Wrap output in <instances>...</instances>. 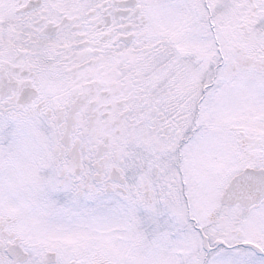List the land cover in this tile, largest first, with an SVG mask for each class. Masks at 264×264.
Wrapping results in <instances>:
<instances>
[{
	"label": "snow or ice",
	"instance_id": "snow-or-ice-1",
	"mask_svg": "<svg viewBox=\"0 0 264 264\" xmlns=\"http://www.w3.org/2000/svg\"><path fill=\"white\" fill-rule=\"evenodd\" d=\"M0 264H264V0H0Z\"/></svg>",
	"mask_w": 264,
	"mask_h": 264
}]
</instances>
